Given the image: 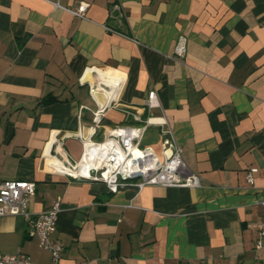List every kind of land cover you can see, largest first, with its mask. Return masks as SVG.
I'll return each mask as SVG.
<instances>
[{"label":"crops","instance_id":"1","mask_svg":"<svg viewBox=\"0 0 264 264\" xmlns=\"http://www.w3.org/2000/svg\"><path fill=\"white\" fill-rule=\"evenodd\" d=\"M80 1L83 19L54 6ZM117 80L114 98L95 88ZM108 103L93 142L126 112L163 117L200 186L110 193L58 172L49 155L78 162L76 134ZM160 141L149 126L140 145L159 154ZM0 181L35 184L33 215L59 201L61 264H264V0H0ZM27 229L1 218L0 252L50 264Z\"/></svg>","mask_w":264,"mask_h":264},{"label":"built area","instance_id":"2","mask_svg":"<svg viewBox=\"0 0 264 264\" xmlns=\"http://www.w3.org/2000/svg\"><path fill=\"white\" fill-rule=\"evenodd\" d=\"M73 17L83 19L89 5L80 1L73 7H61ZM112 12L124 18L125 13L120 5L111 7ZM109 31V28H106ZM95 88L110 96V87L104 82ZM92 89V87H91ZM110 106L99 108L94 113L88 135L81 132L76 138L82 144V155L78 162L68 159L50 158L68 167L70 172H61L65 176L78 181L100 182L110 193H116L121 187L135 185L138 189L145 186L196 188L200 186V178L188 173L181 148L176 144L173 132L163 117L150 116L142 121L137 114L126 112L132 123L111 128L106 138L99 143L92 141L100 122L102 111ZM145 106L149 111L160 108L157 92L148 94ZM149 126L160 128V151L156 154L150 147L140 145V140ZM257 169L246 173V181L252 183ZM35 194V184L27 181H0V219L6 216H21L27 224L28 236L35 238L38 245L50 256V264H61L63 247L53 238L56 231L57 215L60 211L59 201H55L47 211L31 214L27 211L28 202ZM264 209V199L259 203ZM257 231L256 248L262 247L264 239V221L254 225ZM0 264H34L27 255L16 252L2 254Z\"/></svg>","mask_w":264,"mask_h":264},{"label":"bare ground","instance_id":"3","mask_svg":"<svg viewBox=\"0 0 264 264\" xmlns=\"http://www.w3.org/2000/svg\"><path fill=\"white\" fill-rule=\"evenodd\" d=\"M118 83H119V81L117 80L115 87H110L109 85H107V86L110 87V97H112V98H114L116 96V92H117L116 90H117V87H118ZM98 101H99V103H102L103 102V98L102 97H98ZM53 161L54 162H58V161H56L54 159H53ZM58 163L60 164V166L62 168V172H70L68 167L64 166L60 162H58ZM58 163H56V164L59 165Z\"/></svg>","mask_w":264,"mask_h":264},{"label":"trees","instance_id":"4","mask_svg":"<svg viewBox=\"0 0 264 264\" xmlns=\"http://www.w3.org/2000/svg\"><path fill=\"white\" fill-rule=\"evenodd\" d=\"M53 101H54V98L46 97L40 103L44 105V104H50Z\"/></svg>","mask_w":264,"mask_h":264},{"label":"rangeland","instance_id":"5","mask_svg":"<svg viewBox=\"0 0 264 264\" xmlns=\"http://www.w3.org/2000/svg\"><path fill=\"white\" fill-rule=\"evenodd\" d=\"M42 255H44L45 257L47 256L45 252H41Z\"/></svg>","mask_w":264,"mask_h":264}]
</instances>
